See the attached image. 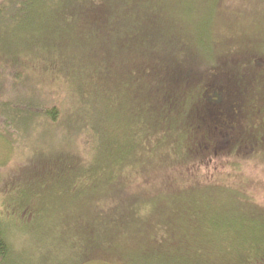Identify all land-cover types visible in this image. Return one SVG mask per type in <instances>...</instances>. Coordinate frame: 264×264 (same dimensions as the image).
<instances>
[{"label": "trees", "instance_id": "trees-1", "mask_svg": "<svg viewBox=\"0 0 264 264\" xmlns=\"http://www.w3.org/2000/svg\"><path fill=\"white\" fill-rule=\"evenodd\" d=\"M50 1L53 2L52 13L44 15L42 23L49 21L52 25L54 31L46 32L56 45L44 47L41 52L33 43L20 47L15 46L10 38H0L6 42V45H0V91L14 93L30 84L39 86L41 80L58 81L64 85L72 104L70 121L69 118L63 121L64 126L60 128L63 127L64 131L58 135L54 133L59 119L56 110L46 111L33 104L32 100L25 104L24 93L22 100L6 99L9 95H0V140L6 144L11 137L21 136L23 139L25 135L29 139L30 134H38L39 140L46 138L50 141L54 133V139L66 147L75 138L83 139L89 147L87 145L84 156L79 157L77 153L68 156L69 151L59 153L53 149L52 155L50 145H47V152L34 155L22 173L10 182L2 183L0 173V264H51L54 252L65 248L67 252L63 264H90L96 260L106 262L107 253L123 243L129 244L134 252V244L138 249L150 244L147 242L149 238L157 236L159 239L153 243L158 247L155 249L165 248L168 240L164 238H170L169 230L173 228H183L184 238L170 243L167 247H171L172 256L169 254L163 259H172L176 264H264V210L243 194L210 187L229 193L228 197L234 196L237 206H233L234 210L210 211L216 214L207 217L206 224L200 223L195 228L196 236L205 239L189 243L190 226L184 228L155 223L149 227L150 234L143 238L146 234L143 225L146 221L145 207L151 196L134 193L130 185L164 170L162 150L165 147H181V133L186 136L190 133L191 138L192 135H199L184 153L186 158L191 156L188 159L190 163L203 160V154L214 146H227L229 149L226 150L231 153L249 154L260 160L264 157V149L258 147L264 142V136L257 132L249 134L245 128L246 119L258 113L256 119L264 134V107L255 110L249 105L252 98H247V84L240 86L229 79L224 84L220 80L214 82L220 74L216 67L196 68L194 71L200 75L190 76L184 67L189 61L185 59L168 71V74L172 73L168 81H165L163 72L158 73L157 82L154 80L157 87L152 93L160 94V105L155 103L153 106L151 100L143 98L147 90L144 83L153 77L151 71L154 65L147 59L144 60L146 63L142 58L135 60L130 48L145 36L134 35L133 32H203L202 35L207 29L220 32L224 19L216 20L211 26L207 24L212 15V3L209 6L201 0H190V5L181 3V0ZM45 2L0 0V23L7 25L8 30L20 19L31 18L34 6L37 5L38 11V7ZM206 10L208 15L204 13ZM220 12L222 17L224 12L221 8ZM236 17L243 19L238 14ZM242 24L246 32H251L252 22ZM232 29L233 24L227 32H236ZM69 32H84L86 38L77 39L74 33ZM47 36L45 34V39ZM189 36L188 33H181L172 37H148L139 48H146L161 61L164 58V66L166 62L174 61L178 53L183 58L186 56L185 51L174 50L192 46ZM175 45L181 49H174ZM195 45H198V40ZM200 45L206 47L208 44L201 41ZM262 68L256 66L253 71L260 72ZM200 70L212 77L211 81L201 83L199 79L203 72ZM255 80L251 93L254 87L264 84V75L257 76ZM120 82H124L125 87ZM178 87L192 89L195 96L177 93ZM122 94L132 95L134 99L133 111L129 114V123L134 130L125 137L119 131L112 133L107 124L117 117L108 105L115 106L114 98L118 99ZM253 98L256 100L257 97ZM190 100L194 104H190ZM121 107V103H116L117 111L120 112ZM160 116L164 118H157ZM40 121H46L50 128L46 127L47 124L40 126ZM175 121L179 132L174 141L169 140L171 130L168 127ZM250 126L254 127L251 123ZM206 128L208 131H205ZM66 136L67 139H63ZM47 156H52V164L39 176L51 173L59 177V181L68 177L71 181L70 195L80 200L78 204L77 201L73 203L72 215H68L65 225H43L35 230L27 225L35 213L34 207L30 195L23 194L25 190H32L33 186L22 178L35 175L37 164ZM152 162L162 165L148 168ZM133 171L138 178H132ZM149 184H143V190L151 187ZM195 187L208 186L194 185L178 192L175 188L171 190L175 193L197 190L199 200L206 198L204 203L210 204H216L219 197L226 194L205 192V189ZM22 188L21 195L15 198V191ZM149 189H152V194L162 191ZM28 237H31V243H28Z\"/></svg>", "mask_w": 264, "mask_h": 264}, {"label": "rangeland", "instance_id": "rangeland-1", "mask_svg": "<svg viewBox=\"0 0 264 264\" xmlns=\"http://www.w3.org/2000/svg\"><path fill=\"white\" fill-rule=\"evenodd\" d=\"M196 2V0H195ZM194 2V3H195ZM204 4L212 3V15L210 21L207 23L208 26L214 24L216 20L220 21L224 19L225 23L222 21L223 26L220 32H213V30L207 29L204 35L203 32H133L141 36H145L138 39V42L131 46L132 51L136 57L135 60L142 58L144 60H150L154 65V70L151 71V76L153 77L149 80L146 79L145 86L147 90L143 95L144 99H149L152 101L153 106L155 103L160 105L161 96L160 94L154 95L152 92L155 91L157 82L159 80L158 73H165V81L169 80L172 76L168 74V71L175 66L183 63L186 59L189 63L184 65L185 69L190 72V76L200 75L195 72L196 68L207 69L210 67H216L220 70V74L216 80H220L223 84L226 80H232L238 85H246L249 91L247 98L251 99L249 105L251 104L255 110L264 107V84L254 87L253 92L251 89L253 84L257 81L255 80L257 76L264 75V0H201ZM181 3H187L185 5H190V0H181ZM192 3V4H194ZM224 3V4H223ZM222 5V7H220ZM178 6V4H177ZM53 2L46 0L44 5L38 7L34 6L32 9L31 18H23L15 22L12 26H9L7 30V25L0 23V32H11L9 34L2 33L0 38H10L15 46H26L28 43H33L38 46L39 51H43L44 47H53L56 44L52 40L48 32H53L54 29L52 25L47 22V24L42 23V18L46 14L52 13ZM221 11L224 14L221 17ZM208 15V10L204 12ZM240 16V19L236 15ZM174 19H177L175 17ZM236 32H227V28L232 26ZM252 22L253 28L251 32H246L243 29L242 23ZM251 28L250 25H247ZM7 30V31H6ZM48 31V32H46ZM240 31V32H239ZM70 34H75L77 39L86 38L84 32H69ZM181 33H188L191 39L192 46L186 47L182 50L181 47L175 45L174 51H185L186 56L183 58L181 54L174 61L166 62L164 64L163 60L156 58L155 55L141 47V42L148 37H154L157 35H167L169 37L180 35ZM45 34L48 35L45 39ZM73 34V35H74ZM176 40V38H175ZM198 40V45H195V41ZM205 42L208 45H200V42ZM161 43V42H159ZM0 45H6L4 39H0ZM70 51V50H69ZM66 51V52H69ZM65 53V52H64ZM192 55V56H191ZM194 56V57H193ZM145 62V61H144ZM137 63V62H136ZM146 63V62H145ZM256 66L263 67L260 72L253 71ZM130 72L132 71V63L129 66ZM165 69V70H164ZM200 70V71H202ZM203 76L199 79L201 83L211 81L212 77H208L204 71ZM176 78V75H174ZM123 86L124 82H120ZM164 84V80H163ZM126 85V84H125ZM159 85V84H158ZM125 87V86H123ZM152 87V89H150ZM64 85L60 82L51 83L49 81L41 80L40 85H28L14 93H5L0 91V95H9L6 99H23L25 104L32 100L33 104L43 108L46 111L54 109L59 115L58 124L55 126L56 131L54 133H59L64 131L63 121L71 118V103L68 98V93L65 92ZM177 93H191L195 96L192 89H185L178 87ZM25 94L26 96L22 94ZM158 93V92H157ZM263 95V96H262ZM120 98L115 99V106L108 105L109 109L115 113L116 120L110 121L109 127L114 132H120V134L125 137L134 130V126L129 123V114L133 111L134 99L132 95L124 96L121 95ZM158 96V97H157ZM257 97L256 100L253 97ZM111 99V98H110ZM194 100L193 98L191 99ZM189 101L190 104L194 102ZM112 101V99H111ZM117 105L122 104L121 111L116 110ZM262 105V106H261ZM258 113H255L252 117L246 119V131L250 134L256 133L258 135L264 136L263 129L258 124L257 118ZM163 119V116L157 117ZM176 116H174V119ZM144 119V116H141ZM149 119V116L147 117ZM172 120V119H170ZM67 121V122H68ZM250 123L254 126L251 127ZM40 126H45L46 121H40ZM48 124H50L48 120ZM47 128H50L49 125ZM177 125L176 121L169 125L171 133L169 135V140H177ZM107 129V128H106ZM205 131H208L206 128ZM52 134V138L47 140L45 138L39 140L38 134H30V138L24 135L26 138H21V136L11 137L9 143L0 140V173L2 174L1 182H10L13 178L18 177L23 168L26 167L33 156L38 152H47V145H50L51 153L53 155L52 149L55 152H65L69 151L67 154L70 156L73 153H77L79 157H83L85 151L88 149L89 144H85L83 139L75 138L72 144L68 147L61 144L57 139L55 140V134ZM190 133L186 136L183 133L179 134L180 146L178 148L165 147L162 152L163 156L161 158L165 161L164 170H158L159 174L147 175L146 178L142 180L133 181L130 185L131 190L134 193H140L151 196L148 200L149 203L145 207L146 221L143 224L146 228V234L143 236L145 238L150 234L149 227L155 223H161L167 226H177V227H189L192 232L189 234V243L198 242V240L205 239L202 236H196L195 228L200 223L206 224L208 218L214 212L213 210H234L233 206H237L234 196L228 197L229 193L215 189H209L220 187V189L230 190L243 194L245 197L252 200L258 207L264 210V157L262 160L259 158L244 154L240 152H229L226 150L229 147L224 146V148L212 147L206 154H203V160L198 159L193 162H188L184 153L187 148H189L194 140L199 138V135H192ZM15 138V139H14ZM63 139H67V136ZM112 139V137H110ZM44 141V142H43ZM52 141V142H51ZM50 142V144H49ZM67 143V141H65ZM61 144V145H60ZM10 145V146H9ZM88 145V147H87ZM258 147L264 149V142L262 141ZM183 151V152H181ZM264 155V152H263ZM52 162V156H47L41 163L37 164L35 169V175L30 178H22L28 181L33 186V189L24 191L23 194L27 196L30 195L31 205L34 207L35 213L31 216V221L27 223L28 226L35 229L39 226H55V225H65L68 215H72L71 207L73 203L80 200L73 198L70 195V179L68 177H63L59 181V177L52 176L51 173L39 176L49 169ZM26 164V165H24ZM162 164L152 162L148 165V168H159ZM171 167V171H168ZM30 168V167H29ZM38 174V175H37ZM152 174V172L150 173ZM139 177V176H138ZM134 171L132 173V178H138ZM149 182L151 187L143 190V184ZM165 184L171 186L166 187ZM187 185V186H184ZM196 186H208L207 188L195 187L194 189H205V192H223L219 197L216 204L204 203L207 201L206 198L199 200V194L197 190L191 191L187 190L184 193H175L172 188L176 189V192ZM162 189V191L152 194V189ZM24 188L15 191V198L21 195ZM191 191V192H190ZM230 195V194H229ZM216 214V213H214ZM57 219L54 221V219ZM206 219L207 221H202ZM22 224V223H21ZM25 225V224H24ZM21 226L20 228H23ZM137 225L134 226L136 228ZM136 231V230H135ZM170 231V232H169ZM168 232L170 233V238H164L166 241V247L161 250H156L158 248L155 243L159 237L149 238L147 242L150 244L146 246H141L136 248L134 244V252L131 250L129 244L123 243L115 249L111 250V253H107L106 262H101V260H96L90 264H176L172 259H163L167 255L172 256L171 247H167L170 243L174 241H180L183 234V228H173ZM137 232V231H136ZM22 233V232H19ZM177 235H176V234ZM180 234V235H179ZM138 237L140 234L137 232ZM162 235V234H161ZM152 236V234H151ZM26 239V238H25ZM28 243L32 242L31 237H28ZM55 249V248H54ZM17 251V249H16ZM58 253L54 252L51 257L53 262L51 264H63L64 257L66 255L67 249L62 251L56 250ZM102 254V253H100ZM92 256H95L92 254ZM22 259V258H20Z\"/></svg>", "mask_w": 264, "mask_h": 264}]
</instances>
